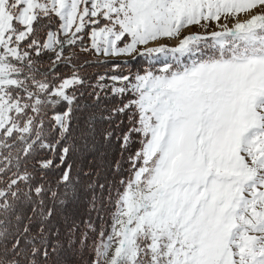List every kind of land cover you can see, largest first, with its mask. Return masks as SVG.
Masks as SVG:
<instances>
[{
	"label": "snow or ice",
	"instance_id": "1",
	"mask_svg": "<svg viewBox=\"0 0 264 264\" xmlns=\"http://www.w3.org/2000/svg\"><path fill=\"white\" fill-rule=\"evenodd\" d=\"M0 264H264V0H0Z\"/></svg>",
	"mask_w": 264,
	"mask_h": 264
}]
</instances>
